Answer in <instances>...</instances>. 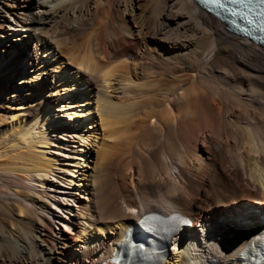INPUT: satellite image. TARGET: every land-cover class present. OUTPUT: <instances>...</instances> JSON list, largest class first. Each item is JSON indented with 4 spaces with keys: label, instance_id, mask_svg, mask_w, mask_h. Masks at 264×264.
I'll return each instance as SVG.
<instances>
[{
    "label": "bare ground",
    "instance_id": "6f19581e",
    "mask_svg": "<svg viewBox=\"0 0 264 264\" xmlns=\"http://www.w3.org/2000/svg\"><path fill=\"white\" fill-rule=\"evenodd\" d=\"M54 116L78 141L65 165L47 154ZM53 166L84 174L88 200L63 250L26 183ZM263 183L264 47L193 0H0V264H104L149 210L191 218L156 264H238Z\"/></svg>",
    "mask_w": 264,
    "mask_h": 264
},
{
    "label": "rangeland",
    "instance_id": "374dc122",
    "mask_svg": "<svg viewBox=\"0 0 264 264\" xmlns=\"http://www.w3.org/2000/svg\"><path fill=\"white\" fill-rule=\"evenodd\" d=\"M33 11H36V7L32 8ZM26 39L29 40V36H26ZM29 49H34L35 40L30 38L28 42ZM30 50H27L28 52ZM3 57L6 58L5 53H2ZM29 55V56H28ZM31 59V55L26 54L23 58L24 63L29 67L31 64L29 63ZM33 66V65H32ZM34 67V66H33ZM54 106V105H53ZM57 110V109H56ZM57 117L54 116V121L49 125L53 130L48 132L50 140H49V148H48V155L55 159L56 163L68 164L65 156L74 155L75 152L74 148L77 147L78 141L77 138L71 137L67 140H64V130L58 129L57 125H66L65 123L71 124L73 121L71 119L66 120L65 117L56 119ZM52 136V137H51ZM51 146V147H50ZM90 146V145H88ZM61 147V148H60ZM89 148V147H88ZM67 149V150H66ZM90 149V148H89ZM52 152H51V151ZM74 151V152H73ZM63 153V154H61ZM94 151L92 150L93 155ZM78 154V153H77ZM62 156V157H61ZM78 156V155H77ZM89 164L93 165V161L89 162ZM54 167V168H53ZM50 168L49 173L46 174V179L44 183L37 184L36 182L32 183L26 182L30 184V186L38 192L44 193L41 195V199L44 200L49 205V212H45L43 210H38V212L42 213L51 221L52 227V236L60 249H65V244L68 242L81 244L83 243V237H81L80 230L81 228L88 227V223L85 218L86 207H88L87 203L88 200L86 198L85 192L82 191L80 187L77 186L78 176H84V174H80V171H74L71 175L68 171L63 170L61 171L58 166H53ZM58 168V169H57ZM84 168V167H83ZM91 170V168H88ZM69 173V174H68ZM49 174V175H48ZM70 175V176H69ZM71 180V181H70ZM82 195V196H81ZM60 196V197H59ZM81 208V209H80ZM128 209V208H127ZM128 212H132L133 208H129ZM84 213V214H83ZM83 214V215H82ZM65 246V247H63ZM71 253H66L64 255L59 256V260L61 264H71L69 258H71Z\"/></svg>",
    "mask_w": 264,
    "mask_h": 264
},
{
    "label": "snow or ice",
    "instance_id": "6c2138e0",
    "mask_svg": "<svg viewBox=\"0 0 264 264\" xmlns=\"http://www.w3.org/2000/svg\"><path fill=\"white\" fill-rule=\"evenodd\" d=\"M213 2H218V0H213ZM232 3H244L245 0H231ZM260 4H264V0H259Z\"/></svg>",
    "mask_w": 264,
    "mask_h": 264
}]
</instances>
